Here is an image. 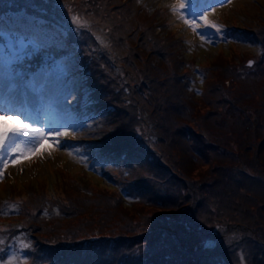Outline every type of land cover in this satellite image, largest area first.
<instances>
[{
  "label": "rangeland",
  "instance_id": "obj_1",
  "mask_svg": "<svg viewBox=\"0 0 264 264\" xmlns=\"http://www.w3.org/2000/svg\"><path fill=\"white\" fill-rule=\"evenodd\" d=\"M182 2L0 0V114L68 133L4 169L0 264H264V0Z\"/></svg>",
  "mask_w": 264,
  "mask_h": 264
},
{
  "label": "snow or ice",
  "instance_id": "obj_2",
  "mask_svg": "<svg viewBox=\"0 0 264 264\" xmlns=\"http://www.w3.org/2000/svg\"><path fill=\"white\" fill-rule=\"evenodd\" d=\"M60 2L62 4V0ZM223 2H228V0H222L221 3ZM188 8L192 9L191 19H188L187 12L185 11ZM172 12L177 14L178 19L192 28L194 32L201 27V24L197 22V20H201L205 25L216 29V34L220 35L222 39H227V33L219 25L210 23L207 17L197 10V0H183L178 7L175 5L172 7ZM73 23L77 28H85L88 26L87 21L75 16L73 17ZM200 35L204 42H209L202 34ZM248 63L251 66L253 61H249ZM4 112H7V110H4ZM9 118L14 121L12 126H8L5 123ZM67 135V132L59 130L49 133L45 132L43 128L33 127L30 123H25L23 120H20L18 114L10 117L0 114V178H3L4 169L8 167L9 163L16 164L31 155L42 154L43 151H47V149L43 148V145L45 142H49L50 136H52V140L49 142V147L60 145L61 141L58 138ZM0 243H3L2 239H0ZM204 246L212 247L213 240L210 238L207 239ZM20 247L27 249L30 245L21 243ZM3 264H26V262H22L20 257L14 256L6 262H3Z\"/></svg>",
  "mask_w": 264,
  "mask_h": 264
},
{
  "label": "trees",
  "instance_id": "obj_3",
  "mask_svg": "<svg viewBox=\"0 0 264 264\" xmlns=\"http://www.w3.org/2000/svg\"><path fill=\"white\" fill-rule=\"evenodd\" d=\"M33 64H34V63H33ZM38 64H39V63H38ZM38 64H35L34 67H37ZM51 64H52V63H51ZM34 70H35V69H34ZM32 73H34V71H31V72L27 73V76L31 75ZM20 74L22 75V73H20ZM14 84H15V83H14ZM15 85L17 86V84H15ZM77 114L83 116V110H79ZM121 155H122V154H121ZM114 156H115V157H113L112 160H111L112 163H115V162L118 161V160H117V157H116V156H118V153H117V155L114 154ZM207 201H208V200H207ZM207 201H206V202H207ZM215 201L218 202V199H215ZM219 206H220V204H218L217 207H219ZM251 215H252V214H251Z\"/></svg>",
  "mask_w": 264,
  "mask_h": 264
},
{
  "label": "bare ground",
  "instance_id": "obj_4",
  "mask_svg": "<svg viewBox=\"0 0 264 264\" xmlns=\"http://www.w3.org/2000/svg\"><path fill=\"white\" fill-rule=\"evenodd\" d=\"M48 99V98H47ZM48 101V100H47Z\"/></svg>",
  "mask_w": 264,
  "mask_h": 264
}]
</instances>
